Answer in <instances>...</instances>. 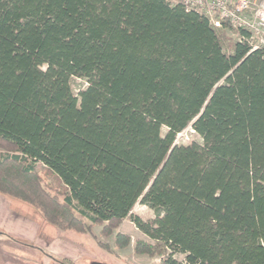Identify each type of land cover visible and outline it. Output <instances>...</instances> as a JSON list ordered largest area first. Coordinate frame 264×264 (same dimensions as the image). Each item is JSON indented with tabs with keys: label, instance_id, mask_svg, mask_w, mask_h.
Wrapping results in <instances>:
<instances>
[{
	"label": "trees",
	"instance_id": "obj_1",
	"mask_svg": "<svg viewBox=\"0 0 264 264\" xmlns=\"http://www.w3.org/2000/svg\"><path fill=\"white\" fill-rule=\"evenodd\" d=\"M229 30L182 1L0 0V193L61 229L130 217L164 264H264V44Z\"/></svg>",
	"mask_w": 264,
	"mask_h": 264
},
{
	"label": "rangeland",
	"instance_id": "obj_2",
	"mask_svg": "<svg viewBox=\"0 0 264 264\" xmlns=\"http://www.w3.org/2000/svg\"><path fill=\"white\" fill-rule=\"evenodd\" d=\"M229 34L238 36L233 28H230ZM72 84L75 92H79L87 82L83 78L73 77ZM201 140L200 134L192 126L185 128L176 137V143L184 144ZM46 178L50 180L49 175ZM8 197L18 202L19 227H25L31 238L22 239L25 234L17 231L11 233L12 240L4 238L0 241V264H164L161 255L151 256L136 251L137 240H153L130 217L107 230L104 227L106 223H94L90 231L86 232L61 229L48 222L31 203ZM132 212L144 220L155 218L153 209L140 201L136 202ZM117 233L130 238V242L116 243ZM174 256L182 261L185 259L183 253L178 252Z\"/></svg>",
	"mask_w": 264,
	"mask_h": 264
},
{
	"label": "built area",
	"instance_id": "obj_3",
	"mask_svg": "<svg viewBox=\"0 0 264 264\" xmlns=\"http://www.w3.org/2000/svg\"><path fill=\"white\" fill-rule=\"evenodd\" d=\"M184 2L206 14L216 26L227 22L230 28H246L252 48L264 44V0H168Z\"/></svg>",
	"mask_w": 264,
	"mask_h": 264
},
{
	"label": "crops",
	"instance_id": "obj_4",
	"mask_svg": "<svg viewBox=\"0 0 264 264\" xmlns=\"http://www.w3.org/2000/svg\"><path fill=\"white\" fill-rule=\"evenodd\" d=\"M18 205L16 200L0 193V241H3L4 238L12 240L11 233L17 231H22L25 234L22 239L31 238L29 231L25 227L22 229L19 227L18 218L20 214Z\"/></svg>",
	"mask_w": 264,
	"mask_h": 264
}]
</instances>
